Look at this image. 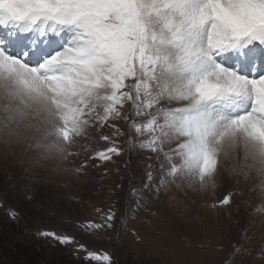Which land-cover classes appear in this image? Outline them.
<instances>
[{
    "label": "snow or ice",
    "instance_id": "obj_1",
    "mask_svg": "<svg viewBox=\"0 0 264 264\" xmlns=\"http://www.w3.org/2000/svg\"><path fill=\"white\" fill-rule=\"evenodd\" d=\"M123 137L149 153L152 193L227 175L264 214V0H0V144L83 177ZM96 211L79 224L90 236L115 216ZM41 235L114 264L73 235Z\"/></svg>",
    "mask_w": 264,
    "mask_h": 264
},
{
    "label": "rangeland",
    "instance_id": "obj_2",
    "mask_svg": "<svg viewBox=\"0 0 264 264\" xmlns=\"http://www.w3.org/2000/svg\"><path fill=\"white\" fill-rule=\"evenodd\" d=\"M125 139V151L110 162L97 161L83 177L51 162L36 164L35 153L24 145L0 144V264H84V252L44 232L73 235L89 250L111 254L114 264H252L253 255L255 264H264V254L257 253L264 246V214L254 211L256 197L227 175L207 191L206 202L188 196L203 191L170 187L154 194L143 187L149 153L129 149ZM229 192L230 204L211 206ZM96 209L115 216L111 228L90 236L79 224L99 221ZM204 209L208 221L202 223ZM234 246L239 251L231 255ZM245 249L251 251L242 255Z\"/></svg>",
    "mask_w": 264,
    "mask_h": 264
},
{
    "label": "bare ground",
    "instance_id": "obj_3",
    "mask_svg": "<svg viewBox=\"0 0 264 264\" xmlns=\"http://www.w3.org/2000/svg\"><path fill=\"white\" fill-rule=\"evenodd\" d=\"M222 182V181H221ZM241 190L244 192L245 190L243 189V188H241ZM193 195L194 196V198H196L195 200H201L202 202H204L205 200H208L209 198H210V195H209V193L207 192V191H203V193L202 192H200V193H198V194H196V193H188V196L189 195ZM186 196V195H185ZM187 196V197H188ZM207 196H209V198H207ZM158 198H160V197H158ZM186 199V198H185ZM192 200V199H191ZM194 200V199H193ZM194 200V201H195ZM221 200V199H220ZM206 202V201H205ZM208 202V201H207ZM196 203H198V202H196ZM207 204V203H206ZM178 205V204H177ZM151 207V206H150ZM186 207V206H185ZM206 210V211H205ZM208 212V210L207 209H204V213L206 214ZM213 214H219V212L218 213H216V212H212ZM206 218H208V216H207V214L205 215V216H203V218L201 219V221L200 222H202V223H204L203 221H205V222H207L208 220H205ZM215 218V221L217 220L218 222H221L218 218L219 217H214ZM228 218V217H227ZM223 219V218H222ZM226 220V219H225ZM210 221V220H209ZM211 221H213V220H211ZM261 228V227H260Z\"/></svg>",
    "mask_w": 264,
    "mask_h": 264
}]
</instances>
